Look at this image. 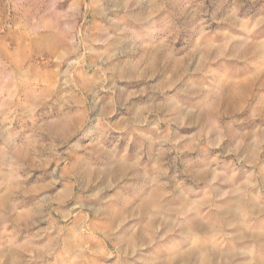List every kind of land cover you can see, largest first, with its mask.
<instances>
[{
    "label": "rangeland",
    "instance_id": "1",
    "mask_svg": "<svg viewBox=\"0 0 264 264\" xmlns=\"http://www.w3.org/2000/svg\"><path fill=\"white\" fill-rule=\"evenodd\" d=\"M242 232L264 237V0H0V264H194Z\"/></svg>",
    "mask_w": 264,
    "mask_h": 264
},
{
    "label": "crops",
    "instance_id": "2",
    "mask_svg": "<svg viewBox=\"0 0 264 264\" xmlns=\"http://www.w3.org/2000/svg\"><path fill=\"white\" fill-rule=\"evenodd\" d=\"M212 238V237H211ZM154 233H153V224L146 222L145 227L138 230L135 237H133L134 246L136 248H146L153 245ZM198 239L195 238L194 240V247L193 249H189V259L186 261H193L194 264H238L235 263V259L238 257L245 256L244 250L247 249L241 243L245 241L248 242L249 240H254L256 242L264 241L263 235H253L251 236L249 233L242 232L235 236V238L231 239L230 241L226 242L225 249L212 247L202 248V237ZM212 240V239H211ZM235 240V241H234ZM236 242V243H234ZM213 245V242L211 243ZM215 246V245H214ZM241 246V247H240ZM243 246V247H242ZM237 258V259H238ZM264 264V261H260ZM257 262V264H262ZM239 264H246L245 262H240Z\"/></svg>",
    "mask_w": 264,
    "mask_h": 264
}]
</instances>
